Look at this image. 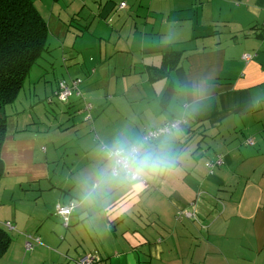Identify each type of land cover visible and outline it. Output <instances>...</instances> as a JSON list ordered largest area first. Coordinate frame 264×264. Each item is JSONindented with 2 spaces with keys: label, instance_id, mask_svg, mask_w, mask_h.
Here are the masks:
<instances>
[{
  "label": "crops",
  "instance_id": "0c3cea01",
  "mask_svg": "<svg viewBox=\"0 0 264 264\" xmlns=\"http://www.w3.org/2000/svg\"><path fill=\"white\" fill-rule=\"evenodd\" d=\"M65 1L67 6H59L57 14L45 18L49 39L51 31L56 33L53 28L64 30L77 24L76 39L64 55L67 74L57 80L50 96L48 86L43 93L50 104L54 103L59 81L76 77L83 80L81 93H74L63 103L67 121L47 124L41 119L42 110H30L27 118L17 121L12 132L7 130L2 150L5 173L0 182V223L6 227L4 223L11 221L16 229L8 230L17 232L13 237L10 233L12 244L0 264H80L81 257L90 252L99 256L95 264H264V0H173L175 6L169 17H174L179 29L190 38L147 45L149 34L145 33L142 38L136 37L138 49H130L140 53L139 58L150 55L153 62L144 57L143 64L157 67L163 65L165 51L176 48L186 52L170 77L154 82L151 71L145 70L147 77L142 80L148 87L137 93L139 103L145 107L134 116L127 103L113 115L111 106L106 107L108 101L121 104L119 96L127 100L129 88L125 81L122 90L116 88L118 83L106 90L101 87L106 72L113 74L116 82L118 79L115 64L101 57L104 46L98 60L93 52L88 53L90 45L79 47L77 42L79 37L103 39L108 31L117 37V43L124 41L123 37L128 40L132 34L126 26L137 12L129 8L127 0L120 1L126 2L125 8L113 0ZM84 6L90 7L91 15L85 20ZM76 21H85L86 25L80 27ZM133 33H138L137 27H133ZM152 35L160 36L156 30ZM246 54L252 58L244 59ZM31 76L30 73L28 78ZM170 83L173 92L164 107L161 96ZM25 97L27 101L28 95ZM40 99L45 108V100ZM18 101L23 105L20 96ZM86 101L93 104L90 114L82 113ZM27 109L17 110L14 115H26ZM110 116L120 121L110 126ZM184 118L191 129L197 123L195 127L200 124L206 130V144L199 142L200 136L193 135V130L187 131L188 127L149 143L159 148L166 142L175 165L165 175L146 180L142 191L114 186L103 197L87 199L99 166L90 168L86 184L80 183V178H70V184L64 180L54 183L57 173L53 168L57 166L53 164L62 158L55 151L70 141L91 142L87 149L85 143H76L83 147V158L88 159L81 162V168L88 163L102 166V147L117 137L143 138L149 129ZM85 125L91 127L89 132ZM69 146L64 156L70 155ZM219 156L222 163L210 168L208 164ZM74 163L69 162L68 166L75 169ZM43 182L49 185L51 201L36 213L22 217L16 207L6 202V195L14 196V187L23 189L27 183L37 193V184L42 186ZM44 196V192L38 195ZM72 202L75 208L66 227L56 206ZM185 211L193 212V217L182 214ZM57 219L66 227V234L71 227L72 232L56 237L53 230L42 229L51 220L57 225ZM33 223L40 225L36 236L41 237V242L28 254L26 235L33 234L26 229ZM56 246H60L62 254L54 249ZM23 252L26 255L22 259Z\"/></svg>",
  "mask_w": 264,
  "mask_h": 264
},
{
  "label": "rangeland",
  "instance_id": "374dc122",
  "mask_svg": "<svg viewBox=\"0 0 264 264\" xmlns=\"http://www.w3.org/2000/svg\"><path fill=\"white\" fill-rule=\"evenodd\" d=\"M33 1L35 5L37 6V8L39 9V11L45 16V18H49V16H51L53 13L57 14V8H59V6L68 5V3L65 0H33ZM86 1H90V0H86ZM114 1L119 4L121 0H114ZM127 1L129 2V8L133 7L135 12H137L136 16H130L131 19H129V21L131 23L127 24L126 26V30L130 31V33L132 34L131 36L127 38L128 40H126L125 37H123L124 41L117 43V37L110 36L109 31H108L105 34L106 37H104L103 39H97L94 36L90 40L89 38L81 39L79 37L77 45L79 47L90 45L91 50H88V53L93 52V55L96 56V59L98 60L100 57V48L104 46V50H103L104 52L101 53V57H103V59L104 57H107V62L110 61L111 64H115L114 73L118 75L117 76L118 79L116 82V79L113 77V74H111L110 72L107 73L104 70L107 74V77L103 80L104 85H101V87H104L106 90L107 87H112V86L115 87L116 83H118L116 88H118V90H122L123 84L125 81L126 83H128V88H129V91L127 94L128 101L122 96H119L120 97L119 101L121 102V104L119 105L116 103L110 104V101H108L106 102V107L111 106V112L113 115L116 113L117 109L118 110L123 109L127 103L129 106L130 115L134 116L137 114L138 110L145 107L144 104L139 103L138 100L140 96L137 93L143 92L145 88L148 87L143 83V80H142V78L147 77L145 76L146 75L145 70L146 69L148 70V66H145L142 60L144 59V57H146L145 59L147 61L153 62V59L148 54H143V56L140 55V58H139L140 53H136L134 50H131L130 47L134 49H138V44H136L137 38L138 37L142 38V34H145V33L149 34L148 37L146 36V38H148L147 43H146L147 45L156 44V42L158 41H162L166 43H178V41L186 40L187 38H190V37L188 35L183 34V31L179 29L180 24H178L174 20V17H169L171 13V8L175 6L172 4L174 2L173 0H127ZM89 6L93 7V4H89ZM90 7L84 6L83 8L82 15H83L84 20L88 19V17L91 16ZM75 9L77 11L79 9V6H76ZM149 11H152L150 15H149ZM54 19L55 17H53V21ZM76 22L79 24L80 27H83L86 25L85 21H81V22L76 21ZM88 22L89 23L87 25L90 24L91 19ZM113 22L114 23L117 22L115 20V16H114ZM90 25H89V28H90ZM76 27H78L77 24L75 26L74 24H72V26L70 25L66 26L64 30H63V27L62 28L58 27L56 29L53 28V31H55L56 33H52L51 31V35L49 39V47L51 49V52L46 53L44 55V58H42L39 61V65L33 68L31 72V75H32L31 78L26 79L25 84L20 93V99L23 105H21L20 102L18 101L15 108L11 106H7L6 108L7 114H9L8 133L13 131L14 126L16 125L17 121H22L25 117L26 118L28 117V115L30 114V110L32 113L36 112V110L37 111L42 110L43 114H42L41 119L42 120L44 119L47 124L57 123L59 121H62L63 119L67 121V117L64 116L63 111H62L65 109V104H63L64 102L61 103L58 99H54L55 100L54 103L50 104L47 101V97L45 96V93L43 92H44V87L48 86V92H50V94L49 93L48 94L50 96L52 93V89L55 88L56 86L57 80L67 74L66 66L68 64H65L64 55H67L68 48L74 44V41L76 39V36H75L76 33L74 32L75 31L74 28ZM133 27H137L138 33H133ZM90 30L92 32V28ZM155 30H156V35L160 34L159 37H154L152 35ZM158 30H159V33H158ZM124 35H125V32H124ZM224 37L227 38V36H224ZM133 41L135 44L132 45ZM100 42H101V46H100ZM106 49L108 51L107 56L105 55ZM119 49H122V51H119ZM111 55H113V57ZM100 64H101V61H100ZM110 77H111V80H109ZM111 82H112V85H111ZM111 92H112V89L109 91V97H111ZM25 95H28L29 97L27 101H26ZM40 98L45 100L44 101L45 108L43 105V101H41ZM25 108H28L27 110H25L26 115L24 113H20L18 114L20 118H18L17 115H14V113H16L17 110L22 111ZM86 112L87 111H83L82 113H86ZM82 113H79L77 115L80 117L81 116L80 114ZM109 119H110V126H114L118 121H120L119 118L112 117V116H110ZM38 123H40V121ZM85 127H86L85 129L88 132L91 130L90 126L85 125ZM92 135L93 137L95 136L93 132H92ZM164 137L162 136L161 138H164ZM195 141L196 140L192 141V144ZM74 143H75V148H73ZM76 143L77 144L85 143L86 147L84 148L86 149L89 148V146L91 145V142L88 139H83V140L78 139L76 142L70 141L66 146L65 145L61 146L57 149V151H55V154L58 155V157L62 156V158L60 159L58 163H55V164L52 163L54 166H57L53 168V170H55L57 173V175L54 177L55 179L54 183L58 184L59 182H62L64 180L65 183L70 184L68 182L70 178L72 179L80 178V181H81L80 183L86 184L89 181V174L91 173L90 171H92L90 168H95L96 166L101 167L98 163H88L87 165H83L81 168V162L84 163L88 159L83 158V155H84L83 147L79 148L78 146H76ZM94 145L95 143L94 144L92 143V146ZM67 146L70 147L68 148V153H70V155L64 156L63 153L66 152ZM73 153L74 154L78 153V155H75L74 157ZM74 158H75V163H74ZM69 162H73L75 164V169H71L68 166ZM67 166L69 167V169ZM72 170H74L73 174H72ZM48 186L49 185L46 182H43L42 186L40 184H37V193H36L26 183L23 189H20L19 186L14 187L15 189L14 196L13 195L9 196L8 194L6 195L5 200L6 202H10V204L13 207H16L20 211V215L22 217H24L26 214H30V213L34 214L36 213V211H38V209L45 206V204L49 205L51 200H50V195L48 194L49 193ZM86 187H89V184H87ZM41 192H44V195H45L44 197H38V195ZM55 222L57 223V225L54 224L52 220L48 221L46 225L43 226L42 229L44 231L53 230L56 237L59 235H68L69 231L72 232L73 227H71L67 231V234H66V230H65L66 227L62 225V222L59 221L58 219L55 220ZM34 223L31 224L30 227L27 225V229H26L27 233L33 234L32 235L33 237H39V236H36V234H40V225L39 224L34 225ZM59 227L61 228V230L59 229ZM9 232L12 234V237H13V234H15L17 231L9 230ZM54 249H56V251L59 254L60 253L62 254V251L60 250V246H56L54 247ZM25 252L28 253L26 249H25ZM25 252H23L22 254V259L26 255Z\"/></svg>",
  "mask_w": 264,
  "mask_h": 264
},
{
  "label": "trees",
  "instance_id": "16d2710c",
  "mask_svg": "<svg viewBox=\"0 0 264 264\" xmlns=\"http://www.w3.org/2000/svg\"><path fill=\"white\" fill-rule=\"evenodd\" d=\"M123 3H125V6L127 5L126 2H122L119 4L120 8H125V6L121 7ZM84 30L89 31V29H82V31ZM49 34L48 21L41 14L33 0H0V182L5 173V161L2 150L8 130L9 114H7L6 108L7 106L16 107L21 90L32 69L39 64V61L44 58L46 53L51 52ZM184 52L186 50H176V48L175 50L165 51L163 54V65L159 67L148 66L151 71V80L155 82L161 78L170 77L171 71L178 64ZM74 79L81 78L61 79L58 83L57 91L60 88L61 81L71 82ZM172 89L173 86L170 83L161 96V103L164 107H166L169 97H171ZM57 91L55 96L60 101ZM79 93H81L80 90ZM85 103H90L91 105L90 110L84 108V111H88L90 114L93 104L89 101ZM175 122L178 123V126L171 133L182 127H188V129L186 128L187 131L193 130V135L200 136L199 142H205L206 144V130L204 128L201 129L200 124L195 127L197 123H194V129H191L192 127L187 125L185 118L181 120L174 119L157 128L149 129L144 133L143 138H146L151 131ZM162 136L158 138L149 136L148 142L154 143L156 139ZM8 229L0 223V260L8 253L12 244V237Z\"/></svg>",
  "mask_w": 264,
  "mask_h": 264
},
{
  "label": "clouds",
  "instance_id": "9594fccd",
  "mask_svg": "<svg viewBox=\"0 0 264 264\" xmlns=\"http://www.w3.org/2000/svg\"><path fill=\"white\" fill-rule=\"evenodd\" d=\"M175 165L166 142L159 148L147 138L119 136L102 147V166L91 179L86 198L103 197L114 186H128L135 192L144 189L145 181L165 175Z\"/></svg>",
  "mask_w": 264,
  "mask_h": 264
},
{
  "label": "built area",
  "instance_id": "2783aa9c",
  "mask_svg": "<svg viewBox=\"0 0 264 264\" xmlns=\"http://www.w3.org/2000/svg\"><path fill=\"white\" fill-rule=\"evenodd\" d=\"M125 3L121 4V7H124ZM263 33H264V27H263ZM252 58L251 55L246 54L244 55V59L250 60ZM82 83L81 79H74L71 82H67L66 80H63L60 82V88L57 91L58 97L61 102H68L70 100V97L73 95V93L78 92L79 93V86ZM85 107L87 110H90L91 105L90 103H85ZM178 126V123H172L169 125H166L164 127H161L159 129H156L154 131H151L146 138L149 140V136L152 138H158L159 136L166 135L171 133L172 130L176 129ZM249 142H252V140H249ZM222 163V157L219 156L216 161L210 162L208 165L210 168H213L216 164ZM75 208L74 203H58L56 206L57 214L62 217L63 225L68 227L70 224V218L73 213V210ZM182 214H184L187 217H193L194 213L191 211H185ZM5 226L9 229H16L15 225L11 221H7L4 223ZM27 239L25 242V247L27 251L32 250L37 243L41 242L40 237H33L32 235H26ZM99 260V256L96 252H90L81 257L79 260L80 264H95Z\"/></svg>",
  "mask_w": 264,
  "mask_h": 264
}]
</instances>
